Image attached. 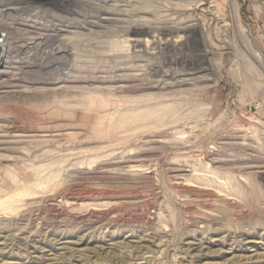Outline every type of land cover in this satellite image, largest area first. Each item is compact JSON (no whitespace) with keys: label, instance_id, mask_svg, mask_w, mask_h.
Returning <instances> with one entry per match:
<instances>
[{"label":"rangeland","instance_id":"374dc122","mask_svg":"<svg viewBox=\"0 0 264 264\" xmlns=\"http://www.w3.org/2000/svg\"><path fill=\"white\" fill-rule=\"evenodd\" d=\"M26 2L0 264H264V0Z\"/></svg>","mask_w":264,"mask_h":264},{"label":"built area","instance_id":"2783aa9c","mask_svg":"<svg viewBox=\"0 0 264 264\" xmlns=\"http://www.w3.org/2000/svg\"><path fill=\"white\" fill-rule=\"evenodd\" d=\"M33 16L31 6L26 0H0V79L18 76L22 67L20 62L25 55L30 54V45L35 39L28 36L25 29L17 34L14 28L17 25L26 26L33 23L39 27L46 26L44 15H38V18ZM38 34L42 38L38 41L41 45L45 43V36L44 33Z\"/></svg>","mask_w":264,"mask_h":264},{"label":"bare ground","instance_id":"6f19581e","mask_svg":"<svg viewBox=\"0 0 264 264\" xmlns=\"http://www.w3.org/2000/svg\"><path fill=\"white\" fill-rule=\"evenodd\" d=\"M132 47V46H131ZM260 61V60H259ZM211 62V61H210ZM216 63V62H215ZM214 65V64H213ZM214 67V66H213ZM198 68V67H197ZM218 67H215V70H217ZM201 68L197 69V71H177V72H173L171 74H168V73H162L161 74V79L163 78V84H166L168 85L167 83H170L171 81L175 82H179V83H182V82H185L189 79H193V78H197V76L195 74H197L199 71H200ZM202 71V70H201ZM160 74V73H158ZM217 75V74H216ZM218 77V76H217ZM217 77H216V80H217ZM171 79V80H169ZM215 80V79H214ZM215 80V81H216ZM174 84V83H173ZM170 85V84H169Z\"/></svg>","mask_w":264,"mask_h":264}]
</instances>
